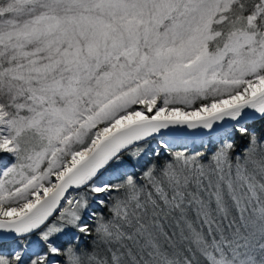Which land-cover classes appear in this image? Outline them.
I'll use <instances>...</instances> for the list:
<instances>
[{
  "label": "snow or ice",
  "instance_id": "6c2138e0",
  "mask_svg": "<svg viewBox=\"0 0 264 264\" xmlns=\"http://www.w3.org/2000/svg\"><path fill=\"white\" fill-rule=\"evenodd\" d=\"M0 264H264V0H0Z\"/></svg>",
  "mask_w": 264,
  "mask_h": 264
}]
</instances>
